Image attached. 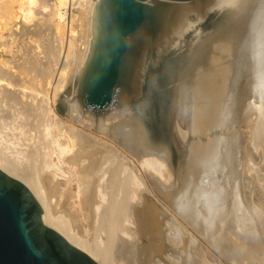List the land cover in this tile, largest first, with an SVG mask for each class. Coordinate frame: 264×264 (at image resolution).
<instances>
[{
	"label": "rangeland",
	"instance_id": "obj_1",
	"mask_svg": "<svg viewBox=\"0 0 264 264\" xmlns=\"http://www.w3.org/2000/svg\"><path fill=\"white\" fill-rule=\"evenodd\" d=\"M56 1L57 0H35V2L31 5V9H30L31 17H30V19L26 20V19L22 18L21 20H19V23L17 26H12L14 24H13V22H11L10 27H12V28L3 32V42H2V44L0 43V69L6 70V68H7L4 65L3 61H6L8 63V66L11 68V75L10 76H12V77H10V78L14 79L15 80L14 82L16 84H18L16 86L17 89L13 88V90H15V92H18L17 94L19 95V97L20 96L22 97L25 94V96L22 98V102L20 104L21 106H22V104L23 105L26 104V100L31 99L30 101L33 104V107H35L37 109L40 107L39 105L42 103V100H44V98H43L44 95L39 94V96H38L37 93H34L35 97L33 96V98H30L28 96L30 94L29 91L27 93L22 92L23 91L22 89L25 88V87H23V88L21 87V85H24V81L20 77V74L16 71V69H13V67L15 68V67L20 66V69L23 67H30L31 69H33V71L35 70V72H37L39 74L46 71L48 73V79L47 80L49 82H51V84H52L48 87V94L50 95V97H52V96H54L52 90L56 89V84H57L58 80L60 79V75H61V64L60 63H62V61H63L62 59H64V57L67 56V54H68L69 58L72 60L73 56H75V53H78L77 50L80 49L79 48V46H81L80 41H77V43H75V44L68 42L67 33L69 32L68 28L71 25L67 21V19L65 21H62L64 24L63 30L65 33L64 39L62 38V40H61L59 38V35L57 34L55 26H54V19L55 18H54L53 8H54V5L56 4ZM242 1L244 2L247 0H195L194 3H189L190 5L187 4L185 6L171 7V9L165 8V10L167 11L166 14H168V17L166 18V21H165V26L162 27V24H163L162 23L158 27L156 33H153L150 29L146 28L141 33H139V35L135 38V40H137V39L139 40V42H135L136 43L135 45L138 47V48L136 47V50H135V54H136L135 64H134L135 71H134V74H131L129 87L124 89V91L121 93V95L119 97L120 100L122 98H125L124 102L122 104L120 103L121 105L119 104L120 101L118 102V104L120 105L119 106L120 111H119V113L115 112V114L112 115L113 119L111 118L112 120L110 122L111 123L113 122L116 125V122L118 121L119 118L121 120H120V122L118 121L117 124H120L121 122H124L125 120H127L124 122L125 123L124 125H127V126L123 127L124 128L123 130L126 129V131H125L126 134H117V136L114 137L113 142L115 141L118 143L117 147H120L121 146L120 144L123 143L122 145L125 148L124 150L126 151L127 155L129 156L128 157L129 160L131 161V159H132V163L130 165L133 164L132 166L134 167L135 170H136V167H138V165H136V164H139V166H140V164H143L145 162V160H149V159L151 160L154 158L159 159V157H160V159H159L160 161H161V159H163L162 162L165 163V166H164L165 169H169L171 166V169H169L168 171H169V174L172 171V173H171L172 176H169L166 173L167 170L164 172L167 174V176H169L167 178H166V176L165 177H163L162 175L160 176L161 173L156 171V168L154 165L147 163L148 165L146 164L143 166L145 168L144 171H147L146 174L148 172H149V174H151V172H152V174L154 173L153 174L154 176L153 175H151V176L154 177V180L158 179L159 182L161 183L160 185H162V187L160 188L161 190L159 188L154 187L153 191L152 190L149 191V192H152V196H149L151 194L149 193V195H148L147 192L145 195L146 197L149 196L150 199L154 198V200H152L153 204H155L154 205L155 210L153 209V211H155L154 215L156 213H160V215L162 216V217L160 216L161 219L158 218L157 223L159 225V228H161V230H162V226H163V230H162L163 235L160 236V240L158 241V245L157 244L156 245L160 246L161 251H163V249H164V251L166 250V254L162 253V255L157 259L158 261L160 260V262H156L155 264H178L179 262H180L179 264H181L182 260H183V264H259V263L264 264V218H263L264 217V107H263L264 106V104H263L264 103V87H263L264 85L261 86L262 84H264V82L262 83V81H264V71H263L264 70V58L262 59V63L260 65H257L259 63L254 62L255 57L252 58V56H255L252 53L256 54L258 51H261V49H259L257 46H250L248 48L250 51L249 53L252 54V55L251 54L250 55H251V58L254 60H252L251 58H249V59L245 58V61L243 60L244 55L242 53H240V52H242L243 45H238V48H236V49H233V48L232 49L231 48L226 49V51H227L226 56L229 55L230 52L232 53V51H234L233 55H236V57H237V58H234V59H237L235 61L244 64V65H240V64L235 63L236 68L239 69V70H237L238 72L235 74L239 75L240 77L235 75L234 78L235 77L236 78H235L234 82H232V85L230 84L227 87L229 90L226 88V96H225L226 99H224L221 106L225 105L222 107H224L225 110L228 109L227 110L228 112H226L224 110V108H218L219 109V111H218L215 108V104L211 103V105L215 108L214 109L212 107L213 108L212 109L211 107H209L210 106L209 103L208 104H206L207 102L205 103V99L207 100V97L209 95L212 98L218 95L216 88H215L216 85H213V83L216 84V79L215 80L214 79L208 80L206 82L207 83L206 86L212 85V88H210V86H208L209 91H211L212 93L208 92V96L206 94V95H204L205 98H203V99L200 98L201 102L205 103V105L203 104V106H206V105L208 106L206 108L202 106L200 111L196 110L197 109V106H196L197 99L196 98H198L196 96H198L199 87L197 90L195 87H194L195 90L192 89L191 88L192 86H190V85H192L190 80H189L190 84L187 82L185 84V87L188 88L190 86L189 88H191L190 89L191 91H189V89L187 90L184 86H182V81L185 82V80H184L185 77H183V76L187 77V74H188V77H189L190 75L193 74V73L190 74L188 72H190V70L192 72L191 68H192V65L194 63V60H191L187 64V60L189 61V58H188L187 53H186L190 49V46H189L190 41L193 40L192 37L194 35L191 36V34H195L194 32H196L201 27L203 29V26H205L204 29L208 27L207 30L205 29L206 33L208 31L210 34L216 33L215 31H213L214 22L216 21L217 18L221 17L223 14H226V31L231 30V28H232L231 20L232 19L230 17L232 15H234L236 10H238L239 4H241V6H242V4H243ZM225 4H226V7H225ZM29 6L30 5H28L26 8H28ZM234 9H235V11H234ZM15 10H17L16 6H15ZM26 10L28 11V9H26ZM241 10H239L240 11L239 14H241V13L244 14L247 11V10H242V11ZM191 17H194V20L192 22L189 20V18H191ZM77 20H78V18H75V21L73 23L74 29L76 31L79 30V28H77V26H78ZM239 21L242 22L243 21L242 18H240L237 21V23H240ZM58 22L61 23V20L58 19ZM24 27L31 29V32H22V29ZM161 27H162V29H161ZM218 29L219 28H216V30H218ZM205 30L201 31V35L205 36L204 39H206V35L204 34ZM210 34H208V36H207L208 38L210 37ZM162 35H164V36L161 37ZM13 37L16 38L14 42H12ZM147 45H149V46L147 47ZM215 45H221L220 48H224L225 44H223V42H221V43H216ZM215 45H210L211 46L210 50H214ZM263 45H264V42H263ZM206 46H204L203 48H206ZM226 47H227V45H226ZM254 47H255V50L253 49ZM77 48H79V49H77ZM20 49L23 50L22 53L21 52L19 53ZM215 51L217 53V50H214L213 51L214 54H216ZM245 52H246V50H245ZM222 54H223V52H222ZM2 57H4L3 60H1ZM240 57H241V60L240 59L238 60V58H240ZM227 58H229V57L227 56L226 59ZM229 59H231V58H229ZM246 62L247 63L251 62L252 66L254 64H256L257 66L256 67L254 66V68H253L252 66H250ZM247 65L250 67H248ZM243 66H245V67H243ZM259 66H260V68L261 67L262 68L259 69ZM85 68H86V66H85ZM85 68H84V70H85ZM248 68H250V69H248ZM256 69L259 70V73H258L259 75L256 74L257 76L255 75V73H253L256 71ZM243 70L244 71L246 70L245 71L246 73ZM247 70H249L250 73L247 72ZM185 71L187 72V74L185 73ZM241 71L243 73H245L247 77L245 75L243 76V73ZM261 71L263 72V73H261V75H263V76L260 75ZM158 72H160L162 77L164 78V84L162 85L161 92L159 95V104H160L159 110L160 111L158 110L157 114L153 113L152 117H153L154 121H153V123L151 122L149 126H147L149 121L152 118V117L150 118V115H151V112H150L151 105H150L149 112L146 115V119L148 121L145 122V126H146L145 129L147 130L148 134L146 135L145 134L146 132H145V133H143L144 135H140V133L138 132V126H139L138 124L142 125L141 127H144V126H143V123L141 122L142 123L141 124L139 121L140 112H138V110H139L138 109L139 108L138 102L140 99L138 100V98L140 96L146 95L145 89H146L148 82H149L148 76L151 78L150 75L154 76V74L156 75V73H158ZM239 73H241V75ZM33 74H35V73H33ZM83 74H84V72L82 73V75ZM143 75L146 76L145 82H142L144 80L142 78ZM159 77L157 76V79H155L157 81H155L154 79H152V81H151V82L154 81L155 87L161 79ZM173 77H175V78H173ZM188 77L186 78V81L188 80ZM228 77H230V76L226 75V78H228ZM232 79L233 78H231L230 80H232ZM239 79L242 81H240ZM247 80H253L254 83H253V81H247ZM255 80H258L257 83ZM2 82L3 83L0 84V86H3L5 83L4 81H2ZM239 82H240V84H239ZM250 82L253 84L252 85L249 84ZM258 82H260V83H258ZM226 83H227V81H226ZM79 85H80V81L78 84L75 83V85H74L76 87L75 90L77 89V91H78V96H79V90H80ZM254 85H255V87H254ZM256 85H260V86L256 87ZM243 86L245 87L244 89H243ZM155 87L153 89H155ZM183 87L185 88V90ZM18 88H19V90H18ZM246 88L249 90H247ZM40 89H42V87H40ZM67 89L68 88H60L58 90V92L60 91L59 92L60 94L57 92L58 93L57 95L59 96V98L61 97L60 102H58V105L56 106L55 109H53V112L50 114V116L47 119H45V118L42 119V116H38L40 114L38 112L33 113V115L31 117H29L30 119L28 120V122L31 125H33L32 127H35V126L37 127L36 124H38V123H42L44 125V123L48 122V124H49V122L51 123L52 122L51 120H53V119L55 120V118L63 120L62 122H64V125H66V126L67 125L68 126H72V125L74 126L75 125L76 122L73 119H71L72 116L66 115L67 104L63 100H65L67 97L69 98L73 95L72 91H71V92H69L70 96H67L68 95ZM186 90H187V93L185 92ZM195 91H197V92H195ZM256 91H258L259 93H257ZM188 92H191V94H189ZM64 93H66V94H64ZM182 93H185L186 96L183 95ZM244 94H245V96H246V94H248V96L244 97ZM177 95H180V96L178 97ZM73 96L75 98V96H77V92ZM183 97L185 100L183 99ZM243 97L246 100L245 99L241 100ZM249 97H250L251 101L249 100ZM175 98L179 99V101L183 99L182 100L183 102L182 101L179 102ZM79 99H80V97H79ZM190 99H191V101L189 102ZM228 102H230V103H228ZM79 103L81 106L80 100H79ZM177 103L180 106L177 105ZM181 103H183V104H181ZM192 103H195V104H192ZM256 103H257V106L259 108L256 106ZM118 104H116V105H118ZM190 104L194 107L190 106ZM228 104H230V105H228ZM13 105L10 107L11 108L16 107L15 106L16 104H13ZM116 105H114L111 109H113ZM238 105H239V107H238ZM242 105L245 107H242ZM260 105H261V107H260ZM5 106H7V105L4 102L0 103V109L2 111L6 109V108H4ZM81 107H83V106H81ZM178 107L186 109V110H184L185 112L182 111L183 109H181V108H180L181 110H178ZM191 107H192V109H191ZM162 108H164V109H162ZM207 108H208V111H207ZM230 109H233V110L229 111ZM175 110H178V111H175ZM162 111H163V113H162ZM192 111L193 112L195 111L194 112L195 115ZM221 111H223V113L224 112L225 113L223 114V113H221ZM217 112L221 115H219ZM88 113L89 114L91 113V116H94V117H92V119L91 118L87 119L88 121L85 120L87 122L86 124L91 123V121L89 122V120L93 121V119H98V118L103 117V116H104V118H106V114H104V113L100 114V115H96V114L89 112V111H88ZM130 113L133 115H131ZM183 113H184V115H182ZM214 113L218 114V117L216 115H214ZM167 114L169 117L167 116ZM53 115H55V118L52 117ZM118 115H120V116H118ZM121 115H123V116H121ZM172 115H173V118H172ZM177 115H178V117H177ZM211 115L215 116V117L212 118ZM115 116H118V117H115ZM189 116H192V117H189ZM222 116L223 117L225 116V117L223 118ZM179 117H181V118H179ZM69 118L71 119V121ZM189 118H191L190 119V120H192L191 122H189L190 121ZM196 118H198L199 124H198V122H197L198 120ZM216 118H220L221 120L220 119L218 120ZM114 119H116L115 120L116 122L114 121ZM237 119H238V121H236ZM37 120H39V121H37ZM184 120H185V122H184ZM200 120H201V122L202 121L203 122L201 123ZM216 120H218V122ZM222 120L226 122V123L224 122L226 125H224L222 123L223 122ZM66 121L68 124L66 123ZM211 121L212 122L215 121V122L212 123ZM251 121H253V122H251ZM70 122H72V123H70ZM73 122H75V123H73ZM110 122L107 121L106 123L111 124ZM130 122H131V124H129ZM122 124H120V125H122ZM222 124H223V126H222ZM175 125H177V126H175ZM179 125H180V127H178ZM192 125H194L195 127ZM218 125H219V127H218ZM224 126H225V128H224ZM256 126L259 129H257ZM129 127H130V130H129ZM133 127H135V128H133ZM231 127H233V128H231ZM252 127H254V128H252ZM261 127H263L262 130H261ZM136 128H137V130H136ZM189 128H190V130H189ZM246 128H248V129H246ZM200 129L201 130L203 129V131H200ZM253 129L255 131L256 130L257 131L255 132V131H253ZM205 130L207 131V133L205 132ZM210 130H211V132L215 131V133L212 132V135H210L211 134ZM216 130H219V132L220 131L222 132L220 134V137H218L219 132H217ZM226 130H229V131H226ZM128 131H130L129 134H128ZM196 131H197V133H196ZM189 132H191V133H189ZM226 132H228V134ZM136 133H138L139 136L136 135ZM180 133H184V134H180ZM215 134L216 135L218 134V136H216ZM213 135H215V136H213ZM224 135H226V136H224ZM227 135L229 138H227ZM232 135H233V137H232ZM124 137H127V138H124ZM211 137H213V138H211ZM132 138H134V139H132ZM136 138L140 142L138 140H136ZM221 138H223V139H221ZM224 138L229 143H227V141L225 142ZM127 139H129V141L133 140L134 141L133 145L136 143L133 148H131L132 147L131 145H130L131 147L129 146V144L127 143L128 141H126ZM135 140H136V142H135ZM141 140H144V141H141ZM240 140H242V141H240ZM190 141H192V142H190ZM220 141H223V142L220 143ZM198 142H200L201 144ZM204 143H205V145H204V149H203L202 147H203ZM218 143L221 145L225 143V145H222L223 147L224 146L225 147L222 148V146L219 145ZM211 144L212 145L213 144L218 145V147L214 146V145L211 146ZM124 145H126L127 148ZM136 145L139 146L138 150H137ZM195 145L197 146L196 148H195ZM190 146H192V147H190ZM0 147H4V146L0 145ZM216 147L219 150H217ZM261 147H262V149H261ZM130 148H131V150H130ZM191 148L194 152L191 151ZM197 148H198V153L196 150ZM205 148H206V150H205ZM239 148H241V149H239ZM127 150L130 152V154L127 152ZM211 150H214V152H211ZM216 151H220V153L216 152ZM232 151H234V152L232 153ZM199 152L203 153V154H200ZM221 152H224V153L226 152V154L224 155V153H221ZM167 153H168V155H167ZM227 153L230 155L232 153L234 156L232 157V155L230 156ZM132 154H134V155H132ZM214 154H216V155L218 154V155L216 156ZM182 155H184V156H182ZM205 155L208 158H206ZM214 156H215V158H214ZM218 156H222L223 158L218 157ZM165 157H167V158H165ZM200 157H201V159H200ZM225 157L227 159H225L224 161H221V159L223 160ZM195 158H197V160L199 159V161L195 160ZM213 158L215 160L217 159V161L219 158V160L221 161V164L217 165L216 161ZM229 159H231V160H229ZM164 160L166 162H164ZM202 160H204V161H202ZM135 161H136V163H133ZM141 161H142V163H141ZM181 161H183V162H181ZM220 161H218V162L220 163ZM226 161L227 162L230 161V162L228 164H226ZM212 162H213V165H212ZM222 162H224V163H222ZM233 162L236 164H233ZM168 163L170 166L168 165ZM230 163L232 165H230ZM134 164L136 167L134 166ZM202 165H203V167H202ZM217 166H219V167H217ZM66 167H67V165L65 164L64 165V169H65L64 172L65 171L68 172V173L65 172V175L67 174L66 178L68 177V179H69V176H71L72 179L70 180L69 184H67L65 186V188L63 189V191H64V192H62L63 194L62 193L58 194L57 192H53L54 193V195H53V193H51V195L53 197L51 198L52 200L51 199L50 200L53 202L54 212L56 213V215L65 217L67 220H69V222H71L70 225L72 227V228L71 227L70 228L72 230H75L78 234L80 233V236H82L84 238H86L88 236V238H87L88 240H93V239H95V237L97 235V231L94 230V229H96V226H94L95 225L94 224L95 219L93 217L94 214L90 212L91 210L90 211L89 210H87V211L81 210V208L79 206L80 203H78L81 200V197L79 195V189H78L79 182H80L79 181V179H80L79 173H77L78 170H77V168H73L72 166H69V165H68V167L70 170L68 169V167L67 168ZM140 167H142V166H140ZM205 167H207V168H205ZM227 167L229 169H226ZM204 168L207 170L209 168V170L207 171ZM223 168H225V169L223 170ZM216 169H218L219 172H218V170L216 171ZM220 169H222V170H220ZM209 171H212V172H209ZM223 171H225V172L222 173ZM231 172H232V174H231ZM95 173L97 175H99L97 172H93L91 176H89L88 178L85 179V182L87 181L88 185L89 186L91 185L90 188L93 189V190H90V193H89L90 196L92 193L94 194L95 192H97L96 188L99 189L98 183L101 184V182H98V180H100V176H98V178H97L98 180H97L96 179L97 175ZM186 174H187V176H186ZM95 175H96V177H95ZM200 175L202 176V179L204 181L203 180L201 181V178H199ZM227 175H232L233 177L227 176ZM151 176L148 175L149 178H152ZM159 176H160V178H159ZM195 176H197V177H195ZM210 176H215V177H210ZM184 177H185L184 183H186L185 186L183 184V178ZM216 177H217V179H216ZM61 179L63 180L64 178H61ZM65 179H64V181L66 182L67 179L66 180ZM89 179H91V180H89ZM118 179H120V178H118ZM163 179L164 180L168 179V181H166V180L164 181ZM179 179H181V181ZM223 179H224V181H223ZM161 180H163V182ZM197 180H199V182ZM178 181H180V182L178 183ZM96 182H98V183L96 184ZM152 182H153V178H152ZM188 182L190 184H188ZM209 182H211V183H209ZM155 183L153 182V184H155ZM164 183L167 185L166 186L167 189L165 186H163V185H165ZM220 183H222V184L224 183L225 184V185L223 184L224 187H222V185ZM182 184H183V186H182ZM217 184L219 186L221 185V188H218L219 186ZM176 185H178V186H176ZM210 185L212 186L211 190L208 189V187L211 188ZM94 186H96V188ZM194 186L196 187V189ZM202 187L203 188L206 187L207 189L206 188L203 189ZM215 187H217V189H220L219 193L216 191V189H214ZM108 188H105V189H108ZM169 188H170V190H169ZM228 189H229V191H228ZM70 190L75 192L74 198H70V196L69 197L67 196V193H69ZM116 190L113 189V192L109 191L110 194L107 196V201L109 202V205L112 204V206H115V208H114L116 210L115 212L118 213L119 215L118 214L115 215V212L113 211L114 209H112L113 212L109 216V218L106 219L107 221L104 222V226L107 225V222H109L108 224H110L112 222V220L113 221L118 220L119 217L116 218L117 215L120 216L121 219H123V221L119 219V221L121 222L122 225L119 223V221H117L116 224H118L117 235L120 237L121 240L123 239L121 242H125L127 244L129 243L130 245H133V244L135 245L138 243L137 246H140L141 240L144 239L143 235H145V234H143L142 235L143 237L141 236L142 239L139 240L138 238H136L134 236H133V238L131 236H129V238L131 237V239H129V238L126 239L125 238L126 234L124 233L126 230L127 231H136L137 230L136 223L133 224L131 219H130L129 211L134 210L135 216L137 217L138 212L140 211L138 206H140V205L137 204L138 203L137 201L133 200L134 201V202H132L133 204H130V206H128V208H127L128 209L127 215L124 214V213H126V209L122 210V208H124V207L126 208L127 206L122 207V205H121L119 207L118 205H120V203L122 204V202H118V199L123 200L126 197V194L123 195L121 192H119V190H118V192H116L117 193L116 194V193H114V191H116ZM213 190H215V191L213 192ZM224 191H227L226 194ZM215 192L217 193V195L219 197H221V199L216 196ZM165 193H166V195H165ZM212 193H215V194H212ZM76 194L79 197H77ZM219 194H221V195H219ZM121 195H123V196H121ZM160 195L163 197H161ZM170 195H172V196H170ZM109 196H111L113 198H110ZM224 197H225V199H224ZM79 198H80V200H79ZM192 198H194L193 200H195V201H193ZM110 199H115L114 200L115 202H110L109 201ZM199 199H202V200H199ZM209 199H211L212 203H214L216 201L215 203L219 206V207L216 206L214 203V207H216L215 208L216 211L217 210H225V215H223L224 216L223 218H222L221 214L217 213L218 211L216 213H214V211H212V209H214V208H210V207H212L213 205L211 206L210 202L207 203L208 201H210ZM217 199H220V200H217ZM121 200H119V201H121ZM155 200L156 201L158 200V202L156 203ZM221 200H222V202L223 201L225 202V203L221 202V204H223L222 207L217 202V201H219V203H220ZM135 202H137V203H135ZM194 203H196V204H194ZM205 203H207V204H205ZM161 204H163V205H161ZM172 204H174V205H172ZM106 205L107 204L105 203L103 206V209H104V207L105 208L108 207ZM248 206H249V209H248ZM171 207H172V209H173V207L175 209L172 210ZM205 207L207 210L205 209ZM164 209L168 210V212ZM194 209H195V211H194ZM118 210H121L122 212H119ZM233 210H234V212H233ZM229 211H231V212H229ZM100 212H102V211H99L98 213H100ZM120 213H121V215H120ZM256 213H258L261 217L260 216L258 217V214H256ZM214 214L216 215V217L212 218V215H214ZM102 215L104 216L105 214L102 213ZM112 215H115V217L113 216L115 220L112 218ZM254 215H256V216H254ZM123 216H125V217H123ZM174 216H175V218H174ZM184 216H186V217H184ZM205 216L207 217V219ZM202 217H204L205 219ZM254 217H256V218H254ZM124 218H125V221L127 220L126 222H128V219L130 220L128 222V224L124 221ZM164 218L168 222L164 221ZM218 218L220 219L221 222L224 219L223 220L224 225H225V223L227 224L228 220H231V219L232 220L230 221V223H228L229 226H228V224H227V226L225 225L227 228H225V230H224V228L222 229L223 225L221 222H219ZM212 219H214L215 221L213 220L214 222L212 221L210 223L214 224L215 226L217 225L216 227L214 225H211L212 227L209 226L208 221L209 220L211 221ZM236 219H238V221ZM216 220L218 221V223H216L217 222ZM196 221H198V222H196ZM239 221L242 222V224L246 225L247 227L246 226L242 227V224L240 225ZM256 221H259V222H256ZM164 222H166L167 224H164ZM126 224H127V226H125ZM195 224H197V225H195ZM207 224H208V227H207ZM253 224H254V226H253ZM232 225H233V227H232ZM129 226H131V227H129ZM123 227L125 228V230ZM166 227L169 230H167ZM220 227L222 230L219 229ZM122 229H123V233L125 235H123ZM204 229H207V230H204ZM218 229L222 232L219 233ZM97 230H98V228H97ZM166 230H167V232H166ZM199 230L201 233H198ZM249 230H250V232H249ZM119 231H121L120 232L121 234H119ZM237 231H238V233H236ZM210 232H213V233L210 234ZM164 233H166V236ZM203 233H206V234L208 233L210 235L207 234L208 235L207 236L206 234H203ZM203 235H205V236H203ZM210 236H213V237H210ZM127 237H128V235H127ZM203 237H206V238H203ZM218 237H220V238H218ZM223 237L226 240V242H224ZM238 238L240 241L238 240ZM172 239H174V241ZM217 239H219V242ZM237 240L240 243H238ZM192 241H194L195 243H193ZM221 241H222V243H221ZM143 244H145V243H143ZM252 245H254L255 247ZM137 246H135V247H137ZM235 247H237V248H235ZM162 256L166 257V258H163ZM181 256L183 257V259L181 258L182 260L179 259ZM118 257H119V259H118ZM201 257L203 258V260H201L202 259ZM184 259L186 262L187 261L188 262L185 263ZM186 259H188V260H186ZM118 260L122 261V262H119ZM255 260H257V261H255ZM113 261H114V264H119V263H121V264H123V263L124 264H143V262H140V263L135 262L136 260H134L132 257L128 258L127 256L123 255V257L120 258L118 253L116 255V258L114 256Z\"/></svg>",
	"mask_w": 264,
	"mask_h": 264
},
{
	"label": "bare ground",
	"instance_id": "obj_2",
	"mask_svg": "<svg viewBox=\"0 0 264 264\" xmlns=\"http://www.w3.org/2000/svg\"><path fill=\"white\" fill-rule=\"evenodd\" d=\"M35 2V0H0V43L2 44L3 42V32L9 30L11 22H13L14 25L12 26H17L19 23V20H21L22 18L29 20L31 17V5ZM243 2V1H242ZM241 2V3H242ZM194 3V2H193ZM189 4V3H188ZM28 5H30L28 8H26ZM153 5H159L163 8L166 9H171V7H176V6H185L187 4H177V3H172V2H165V1H158V2H153ZM190 5V4H189ZM15 6L17 8V10H15ZM102 0H57L56 4L54 5L53 8V12H54V26L56 29L57 34L59 35V38L62 40V38L64 39V24L62 21H65L67 19V21L70 23V27L68 28V33H67V39L68 42H71L73 44L77 43V41H80L81 46H79V50H77L78 53H75V56H73L72 60L69 58V55L67 54V56L64 57V59H62V63L61 64V75H60V79L58 80L57 84H56V89H53V94L54 96L50 97V95L48 94V87L51 84V82H49L48 79V73L46 71L42 72V73H37L35 72V70L33 71V69H31L30 67H23L20 69V66L18 67H13V69H16V71L20 74V77L23 79L24 81V85H21V87H25L23 88L22 92L27 93L29 91V97L33 98V96L35 95L34 93H37L38 96L39 94H43L44 95V100H42V103L39 105V108H35L33 107V104L31 103V99L26 100V104H22V106L20 105L22 102V98L25 96H20L17 94L18 92H15V90H13V88L17 89V85L14 81V79L10 78L12 76L11 75V68L8 66V63L6 61H3L4 65L7 67L6 70L4 69H0V84H2L4 81V85L0 86V103H5L7 106H5L4 108H6L5 110H1L0 109V145L4 146V147H0V169L2 171H4L6 174H8L10 177L18 179L19 181H21L22 183H24L32 192V194L34 195V197L36 198V200H38V202L40 203L42 209L44 210V217H43V221L45 223V225H47L48 227H51L53 229H55L56 231H58L60 234H62L72 245H74L75 247L81 249L82 251L86 252L88 255H90V257H92L98 264H114V256L116 258V255L118 253V255L121 257L127 256L128 258H133L134 260H136L135 262L140 263L143 262V264H155L156 262H160V260L158 261L157 259L162 255V253L166 254V250L161 251L160 250V246L158 245V241L160 240V236L163 235V226H162V230L161 228H159L158 225V218H160V213H155V211H153L154 209V205L153 204V199H150L149 196H152V192H149L150 190L153 191V188H161L162 185H160L161 183L159 182V180H154V173L149 174V172L147 173L148 175H153L151 176L153 178V182L155 184H153L152 182V178H149L148 175L146 174L147 171H144L145 168L143 167L144 165H146L147 163H150L151 165H154L156 168L157 172H160V176L162 175L163 177L166 176H172L171 173L169 174V169H171V166L169 169H165V163L162 162L163 159H161V161L158 158H154V159H149V160H145V162L143 164H136L138 165V167H136V170L134 169V167L132 165H130L132 163V159L131 161L129 160V156L127 155L126 151L124 150L125 148L123 147V143L120 144V147H117L118 143L117 142H113L114 137L117 136V134H126V129L123 130V127H126L127 125H124L125 121L127 120H123L124 122H121L120 124H117L118 121L120 122V118L118 119V121L116 122L114 119V121L116 122V125L112 122H110L113 118V114L119 113L120 111V105L124 102L125 98H122L121 100L118 99V101L114 104H119L116 105L113 109H109L107 112H105L104 114H106V118L100 117L98 119H93L89 120V122L91 121L90 124H86L87 122L85 120L87 119H92L91 113L89 114L88 111L84 110L81 104L79 103V100L81 101V94H80V90H79V96H78V91L77 89L75 90V83H79L80 84L82 82V78L84 76V74L82 75V73L86 71L87 67L89 66V64L91 63V61L93 60L96 48L98 46V42L99 39L101 37V10H102ZM226 7V4H225ZM247 10L246 13L244 14H239L241 10ZM28 9V11L26 9ZM65 10V11H64ZM241 10V11H242ZM235 11V9H234ZM228 15V14H227ZM168 17V14H166V16H164L163 19V24L162 27L165 26V21L166 18ZM52 18V17H51ZM75 18H78V26L77 28H79V30H75L73 23L75 21ZM231 20V24H232V28L231 30L226 31V14H223L221 17L217 18L216 21L214 22V29L213 31H215L216 33H209V31L206 33L207 28L204 29L205 26H203L200 29H198L196 32H194L195 34H191L194 35L192 37L193 40L190 41V49L187 53V56L189 58V61L187 60V64L191 61L194 60V63L192 65V72L190 70V75L188 77L187 72L185 71V73L187 74L188 80L186 81V76L185 77V82L182 81V86L185 87V84L188 82L189 80L192 83L191 88L194 89V87L196 88V90L199 87V93H198V98L197 102H196V106H197V111L201 110L203 104H210L209 107H213L211 105L215 104V108L219 111L218 108H224L221 104L223 103L224 99H226V88L228 87V85H232V82H234L235 78L234 76L237 75L235 73H237L239 70L238 68H236L235 63L236 64H240V65H244L243 63L237 62L234 58H237L236 55H233L234 51H232V53L230 52L229 55H227L229 58L226 59V49H236L238 48V45H243L242 48V53L244 56V61L245 58H251V55H255L252 56L255 57V63H259L257 65H260L262 63V59L264 58V0H247L244 1L242 6L241 4L238 5V10L235 11L234 15H232L230 17ZM242 18V22L237 23V21ZM58 19L61 20V23L58 22ZM189 20L192 22L194 20V17L189 18ZM208 24V23H207ZM241 24V25H240ZM208 26V25H207ZM76 27V26H75ZM161 27V29H162ZM216 28H219L218 30H216ZM205 30V35H206V39H204L205 36L201 35V31ZM22 32H31V29L24 27L22 29ZM164 34V33H163ZM208 34H210V37L208 38ZM231 35V36H230ZM233 35V36H232ZM13 36V35H12ZM77 36V37H76ZM164 35H162L161 37H163ZM227 37V38H226ZM15 37L12 38V42L15 41ZM135 42H139V40H135L133 42L132 45V53L131 55L128 57V65H129V70L131 72L132 70V74H134L135 71V50H136V43ZM223 42L224 48H220L221 45H215L216 43H221ZM227 42V43H226ZM235 44V45H234ZM207 45V46H206ZM210 45H215L214 50H217V53L215 51L216 54L213 53L214 50H210ZM227 45V47H226ZM149 45H147L148 47ZM151 46V45H150ZM204 46H206V48H203ZM250 46H257L259 49H261V51H258L256 54L254 53H249V47ZM261 47V48H260ZM138 48V47H137ZM257 48V49H258ZM205 49V50H204ZM240 49V48H239ZM251 49V48H250ZM255 50V47L253 48ZM258 49V50H259ZM246 50V52H245ZM22 49L19 50V53H22ZM223 52V54H222ZM236 52V51H235ZM239 52V51H238ZM254 52V51H253ZM256 52V51H255ZM77 54V55H76ZM150 54V53H149ZM251 54V55H250ZM246 55V56H245ZM238 56V55H237ZM208 57V58H207ZM196 58V59H195ZM251 58V59H252ZM4 57L1 58V60H3ZM241 60V57L238 58V60ZM247 59V60H248ZM227 60V61H226ZM242 60V61H243ZM254 60V59H252ZM61 62V61H60ZM253 62V61H252ZM247 63V62H246ZM180 64V63H179ZM250 66H252L251 62L247 63ZM181 65V64H180ZM256 64H254L252 67L254 68V66H257ZM86 66V68H85ZM248 66V65H247ZM248 66V67H250ZM262 66V65H261ZM178 67V66H177ZM238 67V66H237ZM245 67V66H243ZM85 68V70H84ZM176 68V67H175ZM180 68V67H179ZM262 68V67H261ZM259 66V69H261ZM250 69V68H248ZM233 70V71H232ZM252 70V69H251ZM244 71V70H243ZM246 71V70H245ZM244 71V72H245ZM264 71V70H263ZM242 72V71H241ZM247 72H249V70H247ZM35 73V74H33ZM243 73V72H242ZM246 73V72H245ZM243 73V76L246 74ZM250 73V72H249ZM256 74L259 73V70L256 69L255 72H253ZM263 73L262 71L260 72ZM148 74V73H147ZM241 75V73H239ZM146 75V74H145ZM143 75L142 78L144 79L142 82H145L146 80V76ZM149 75V74H148ZM227 76H230L228 78H226ZM259 75V74H258ZM81 78H80V77ZM151 78L148 76V80H149V85L150 87L153 89L155 87V83L154 81H152V79H157V76L154 74V76L150 75ZM239 76V75H237ZM257 76V75H256ZM263 76V75H261ZM240 77V76H239ZM247 77V76H246ZM250 77V76H249ZM248 77V78H249ZM254 77V76H253ZM175 78V77H173ZM231 78H233L232 80H230ZM238 78V77H237ZM245 78V77H244ZM247 78V79H248ZM255 78V77H254ZM58 79V78H57ZM215 80L216 79V84L213 83V85H216V91H217V96L215 97H210V95L208 96V92L209 91V87L212 88V85H207L206 86V82L208 80ZM256 79V78H255ZM182 80V79H181ZM240 80V79H239ZM262 80V79H261ZM157 81V80H155ZM227 81V83H226ZM242 81V80H240ZM247 81H253V80H247ZM246 81V82H247ZM256 83L258 80H255ZM181 82V81H180ZM264 81H262L263 83ZM254 83V81H253ZM253 83H249V84H253ZM260 83V82H258ZM145 84V83H144ZM190 84V83H189ZM188 84V85H189ZM240 84V82H239ZM67 85V86H66ZM234 85V84H233ZM264 84H262L261 86H263ZM77 86V85H76ZM181 86V85H180ZM189 86V87H190ZM247 86V85H246ZM260 86V85H256ZM40 87H42V89H40ZM80 87V85H79ZM183 87V88H184ZM186 88L187 90L189 89V91H191V88ZM255 87V85H254ZM264 87V86H263ZM60 88H68V95L69 92L72 91V94L75 95V93L77 92V96L72 95L71 97H67L65 100L67 106H66V115L67 116H72L71 119H73L75 122V125L73 126H66L64 125V122H62L63 120L61 119H57L55 118V115H53L52 117L55 118V120H51L52 122L48 124V122L44 123V125L42 123H38L36 124L37 127H32L33 125H31L28 120L30 119L29 117H31L33 115V113L38 112L40 113L38 116H42V119L45 118L47 119L50 114L53 112V109L56 108V106L58 105V102H60V98L57 95L59 92L58 90ZM147 88V87H146ZM184 88V90H185ZM242 88V87H241ZM245 87L243 86V89ZM249 88V87H248ZM260 88V87H259ZM181 89V88H180ZM179 89V90H180ZM228 89V88H227ZM247 89V88H246ZM19 90V88H18ZM21 90V89H20ZM50 90V89H49ZM187 90L185 91L187 93ZM195 90V89H194ZM212 90V89H211ZM229 90V89H228ZM249 90V89H247ZM252 90V89H251ZM74 91V92H73ZM124 91V90H123ZM261 91V90H260ZM58 92V93H57ZM197 92V91H195ZM257 93H259L258 91H256ZM255 92V93H256ZM175 93V92H174ZM177 93V92H176ZM189 94H191V92H188ZM212 93V92H211ZM60 94V93H59ZM66 94V93H64ZM183 95H185V93H182ZM207 94V100L205 99V103H202L200 98H205L204 95ZM214 94V93H213ZM234 94V93H233ZM263 94V93H262ZM215 95V94H214ZM250 95V94H249ZM254 95V94H253ZM65 96V95H64ZM145 96V95H144ZM144 96H140L138 98V100L142 99ZM178 97L180 95H177ZM182 96V95H181ZM186 96V95H185ZM188 96V95H187ZM201 96V97H200ZM246 96H248V94H246ZM244 94V97H246ZM259 96V95H258ZM35 97V96H34ZM73 97V98H72ZM80 97V99H79ZM123 97V96H122ZM230 97V96H229ZM240 98L241 100L245 99V98ZM261 97V96H260ZM71 98V99H70ZM231 98V97H230ZM64 99V98H63ZM176 99V98H175ZM184 99V97H183ZM182 99V100H183ZM36 100V99H35ZM179 101V99H176ZM182 100H180L179 102H181ZM185 100V99H184ZM234 100V99H233ZM246 100V99H245ZM249 100L251 101L250 97ZM191 101V99L189 100V102ZM226 101V100H225ZM232 101V100H231ZM183 102V101H182ZM227 102V101H226ZM235 102V101H234ZM128 103V102H127ZM143 103V108L142 110H138V112H140V117H139V121L140 123H143L144 127H141L142 125L138 124V132L140 133V135H144L143 133H145L146 135L148 134L147 130L145 129V122H147L148 120L146 119V115L149 112V107H150V103L145 101H142ZM230 103V102H228ZM236 103V102H235ZM240 103V102H239ZM246 103V102H245ZM262 103V102H261ZM13 104H16V107H10ZM47 106H46V105ZM62 104V103H61ZM183 104V103H181ZM185 104V103H184ZM188 104V103H187ZM195 104V103H192ZM248 104V103H247ZM252 104V103H251ZM259 104V103H258ZM264 104V103H263ZM9 105V106H8ZM64 105V104H63ZM62 105V106H63ZM113 105V106H114ZM124 105V104H123ZM177 105H179L177 103ZM230 105V104H228ZM227 105V106H228ZM14 106V105H13ZM112 106V107H113ZM125 106V105H124ZM128 106V105H127ZM149 106V107H148ZM180 106V105H179ZM186 106V105H185ZM190 106H192L190 104ZM189 106V107H190ZM221 106V107H220ZM257 106V103H256ZM263 106V105H262ZM167 107V106H166ZM188 107V108H189ZM194 107V106H192ZM191 107V109H192ZM203 107H208L203 106ZM239 107V105H238ZM242 107H245L242 105ZM258 107V106H257ZM261 107V105H260ZM264 107V106H263ZM262 107V108H263ZM123 108V107H122ZM125 108V107H124ZM127 108V107H126ZM178 107V110L183 109L182 111L186 110L184 108ZM196 108V107H195ZM214 108V107H213ZM212 108V109H213ZM214 108V109H215ZM259 108V107H258ZM164 109V108H162ZM129 110V109H128ZM168 110V109H167ZM175 110V111H178ZM206 110V109H205ZM225 110V108H224ZM228 110V109H227ZM227 110H225L226 112H228ZM233 109H230L229 111H231ZM244 110V109H243ZM258 110V109H257ZM260 110V109H259ZM160 111V110H159ZM174 111V110H173ZM188 111V110H187ZM204 111V110H203ZM208 111V108H207ZM211 111V110H210ZM132 112V111H131ZM185 112V111H184ZM193 112V111H192ZM195 112V111H194ZM193 112V113H194ZM205 112V111H204ZM163 113V111H162ZM191 113V112H190ZM201 113V112H200ZM199 113V114H200ZM212 113V112H211ZM218 113V112H217ZM221 113H223V111H221ZM225 113V112H224ZM223 113V114H224ZM131 114V113H130ZM174 114V113H173ZM180 114V113H179ZM202 114V113H201ZM219 114V113H218ZM218 114L214 113V115H216L218 117ZM133 115V114H131ZM149 115V114H148ZM160 115V114H159ZM184 115V113L182 114ZM195 115V113H194ZM221 115V114H219ZM120 116V115H118ZM115 116V117H118ZM123 116V115H121ZM135 116V115H134ZM162 116V115H161ZM168 116V114H167ZM176 116V115H175ZM181 116V115H180ZM212 116V115H211ZM232 116V115H231ZM255 116V115H254ZM16 117V118H15ZM165 117V116H164ZM169 117V116H168ZM178 117V115H177ZM192 117V116H189ZM204 117V116H203ZM215 116H212V118H214ZM223 117V116H222ZM225 117V116H224ZM223 117V118H224ZM69 118V119H70ZM112 118V119H111ZM122 118V117H121ZM125 118V117H124ZM130 118V117H129ZM173 118V115H172ZM175 118V117H174ZM181 118V117H179ZM187 118V117H186ZM209 118V117H208ZM211 118V119H212ZM228 118V117H227ZM230 118V117H229ZM236 118V117H235ZM38 119V118H37ZM41 119V120H42ZM68 119V118H67ZM70 119V121H71ZM126 119V118H125ZM128 119V118H127ZM131 119V118H130ZM191 118H189L190 120ZM198 120V118H196ZM204 119V118H203ZM216 119H220V118H216ZM210 120V119H209ZM218 120H216L218 122ZM221 120V119H220ZM243 120V119H242ZM261 120V119H260ZM39 121V120H37ZM88 121V120H87ZM110 122L111 124H107L106 122ZM188 121V120H187ZM186 121V122H187ZM192 120H190L189 122H191ZM196 121V120H195ZM194 121V122H195ZM206 121V120H205ZM223 121V120H222ZM232 121V120H231ZM238 121V119L236 120ZM254 121V120H253ZM251 121V122H253ZM262 121V120H261ZM185 122V120H184ZM199 124V120L197 121ZM201 122V120H200ZM203 122V121H202ZM201 122V123H202ZM212 122V121H211ZM215 122V121H213ZM212 122V123H213ZM225 121H223L222 123L224 125H226L224 123ZM67 123V121H66ZM72 123V122H70ZM128 123V122H127ZM126 123V124H127ZM141 123V124H142ZM231 123V122H230ZM68 124V123H67ZM131 124V122L129 123ZM188 124V123H187ZM193 124V123H192ZM195 124V123H194ZM197 124V123H196ZM211 124V123H210ZM209 124V125H210ZM216 124V123H215ZM222 124V126H223ZM182 125V124H181ZM201 125V124H200ZM208 125V126H209ZM221 125V124H220ZM130 126V125H129ZM132 126V125H131ZM177 126V125H175ZM194 126V125H192ZM198 126V125H197ZM202 126V125H201ZM213 126V125H212ZM221 126V127H222ZM180 127V125L178 126ZM195 127V126H194ZM219 127V125H218ZM227 127V126H226ZM135 128V127H133ZM173 128V127H172ZM205 128V127H204ZM223 128V127H222ZM225 128V126H224ZM233 128V127H231ZM249 128V127H248ZM246 128V129H248ZM254 128V127H252ZM257 129H259L256 126ZM255 128V129H256ZM263 127H261L262 130ZM187 129V128H186ZM199 129V128H198ZM207 129V128H206ZM245 129V130H246ZM130 130V127H129ZM133 130V129H132ZM131 130V131H132ZM137 130V128H136ZM188 130V129H187ZM190 130V128H189ZM176 131V130H175ZM200 131H203V129ZM199 131V132H200ZM217 132H219V130H216ZM229 131V130H226ZM247 131V130H246ZM253 131H255L253 129ZM257 131V130H256ZM255 131V132H256ZM123 132V133H122ZM130 131H128L129 134ZM205 132L207 133V131L205 130ZM204 132V133H205ZM211 132V130H210ZM213 132V131H212ZM212 132L210 135H212ZM178 133V132H177ZM186 133V132H185ZM191 133V132H189ZM197 133V131H196ZM215 133V131L213 132ZM222 132H219V136L218 134L216 136L220 137V134ZM228 134V132H226ZM253 133V132H252ZM258 133V132H257ZM261 133V132H260ZM131 134V133H130ZM135 134V133H134ZM180 134H184V133H180ZM187 134V133H186ZM259 134V133H258ZM136 135H138V133H136ZM194 135V134H193ZM213 135V136H215ZM239 135V134H238ZM139 136V135H138ZM187 136V135H186ZM200 136V135H199ZM209 136V135H208ZM226 136V135H224ZM132 137V136H131ZM233 137V135H232ZM231 137V138H232ZM127 138V137H124ZM209 138V137H208ZM213 138V137H211ZM227 138L228 135H227ZM258 138V137H257ZM134 139V138H132ZM141 139V138H140ZM195 139V138H194ZM223 139V138H221ZM225 139V138H224ZM136 140H138L136 138ZM135 140V142H136ZM207 140V139H206ZM56 141V142H55ZM126 141H128L127 143L129 144V146L131 148L134 147L133 145V140L127 139ZM139 141V140H138ZM144 141V140H141ZM227 140L225 139V142ZM242 141V140H240ZM140 142V141H139ZM179 142V141H178ZM192 142V141H190ZM214 142V141H213ZM219 142V141H218ZM223 141H220V143ZM132 143V144H131ZM200 143V142H198ZM216 143V142H215ZM227 143H229L227 141ZM226 143V144H227ZM188 144V143H187ZM201 144V143H200ZM219 144V143H218ZM142 145V144H141ZM140 145V146H141ZM181 145V144H180ZM183 145V144H182ZM204 145L203 144V149H204ZM214 146L215 145L213 144ZM211 144V146H213ZM221 145V144H219ZM222 145H225L222 144ZM221 145V146H222ZM126 148L127 146L124 145ZM155 146V145H154ZM160 146V145H159ZM199 146V145H198ZM247 146V145H246ZM256 146V145H255ZM137 150L139 148V146H137ZM192 147V146H190ZM197 146L195 145V148ZM200 147V146H199ZM207 147V146H206ZM216 147V148H217ZM220 147V146H219ZM225 147V146H224ZM222 146V148H224ZM249 147V146H248ZM130 148V150H131ZM182 148V147H181ZM214 148V147H213ZM221 148V147H220ZM256 148V147H255ZM123 149V150H122ZM183 149V148H182ZM201 149V148H200ZM212 149V148H211ZM241 149V148H239ZM262 149V147H261ZM141 150V149H140ZM179 150V149H178ZM188 150V149H187ZM197 153H198V148L196 149ZM206 150V148H205ZM217 150H219L217 148ZM230 150V149H229ZM189 151V150H188ZM191 151L192 148H191ZM202 151V150H201ZM204 151V150H203ZM231 151V150H230ZM236 151V150H235ZM256 151V150H255ZM120 152V153H119ZM127 152L130 154V152L127 150ZM138 152V151H137ZM141 152V151H140ZM139 152V153H140ZM194 152V151H193ZM205 152V151H204ZM208 152V151H207ZM206 152V153H207ZM211 152H214V150H211ZM219 152L220 151H216ZM228 152V151H227ZM234 151H232L233 153ZM132 153V152H131ZM145 153V152H144ZM170 153V152H169ZM187 153V152H186ZM189 153V152H188ZM200 153V152H199ZM224 153V152H221ZM229 153V152H228ZM227 153V154H228ZM231 153L232 157L234 156ZM255 153V152H254ZM141 154V153H140ZM165 154V153H164ZM203 154V153H200ZM208 154V153H207ZM210 154V153H209ZM226 154V152L224 153V155ZM120 155V156H119ZM134 155V154H132ZM168 155V153H167ZM170 155V154H169ZM216 155V154H214ZM218 155V154H217ZM216 155V156H217ZM220 155V154H219ZM230 155V154H228ZM230 155V156H231ZM260 155V154H259ZM184 156V155H182ZM229 156V157H230ZM154 157V156H153ZM152 157V158H153ZM157 157V156H156ZM206 157V155H205ZM223 158L222 156H218ZM121 158V159H120ZM131 158V157H130ZM167 158V157H165ZM199 158V157H198ZM208 158V157H206ZM215 158V156H214ZM213 158V159H214ZM220 158V159H221ZM231 158V157H230ZM236 158V157H235ZM234 158V159H235ZM139 159V158H138ZM201 159V157H200ZM211 159V158H210ZM225 159H227L226 157L221 161H224ZM243 159V158H242ZM241 159V160H242ZM142 160V159H141ZM166 160V159H165ZM164 160V162H166ZM186 160V159H185ZM195 160H197V158H195ZM194 160V161H195ZM215 160V159H214ZM231 160V159H229ZM233 160V159H232ZM240 160V161H241ZM130 161V162H129ZM134 161V160H133ZM193 161V160H192ZM199 161V159L197 160ZM204 161V160H202ZM210 161V160H209ZM217 165L221 164V161L218 158V161H220V163L217 161V159L215 160ZM234 161V160H233ZM183 162V161H181ZM206 162V161H205ZM230 162V161H229ZM229 162L226 161V164H228ZM133 163H136L133 162ZM142 163V161H141ZM188 163V162H187ZM201 163V162H200ZM224 163V162H222ZM68 165L72 166L73 168H77V173H79V195L81 197L80 202V208L81 210H91L90 212L93 213V217L95 219L94 222V226H96V230L97 231V235L95 237V239L93 240H88V236L86 238L80 236V233L78 234L75 230H72L71 225L69 222V220H67L65 217L62 216H58L56 215V213L54 212V207H53V202L51 201L52 199V195L51 193L53 192H57L58 194H61L63 191V189L65 188V186L67 184H69L70 180L72 179L71 176H69L66 178L65 175V171L64 172V165ZM233 164H236L233 162ZM246 164V163H245ZM244 164V165H245ZM262 164V163H261ZM148 165V164H147ZM185 165V164H184ZM192 165V164H191ZM194 165V164H193ZM198 165V164H197ZM213 165V162H212ZM230 165H232L230 163ZM167 166V165H166ZM205 166V165H204ZM66 167V168H67ZM71 167V168H72ZM203 167V165H202ZM208 167V166H207ZM205 167V168H207ZM210 167V166H209ZM213 167V166H212ZM219 167V166H217ZM230 167V166H229ZM237 167V166H236ZM239 167V166H238ZM167 168V167H166ZM183 168V167H182ZM198 168V167H197ZM204 168V169H205ZM231 168V167H230ZM69 169V167H68ZM202 169V168H201ZM219 169V168H218ZM216 169V171L218 170ZM225 168H223L224 170ZM226 169H229L228 167ZM70 170V169H69ZM168 172H167V171ZM207 170V169H205ZM204 170V171H205ZM209 170V168H208ZM207 170V171H208ZM222 170V169H220ZM166 171V173L169 175L167 176L166 173H164ZM215 171V172H216ZM93 172H97L99 175H95L96 179L98 178V176H100V180H98V183L96 182V184H99V189L96 188V186H94L97 190V192H95L94 194L92 193L91 196L89 195L90 190H93L90 188V186L88 185L87 181L85 182V179L88 178L89 176L92 175ZM196 172V171H195ZM200 172V171H199ZM203 172V171H202ZM212 172V171H209ZM219 172V170H218ZM225 171H223L222 173H224ZM68 173V172H67ZM76 173V172H75ZM74 173V174H75ZM205 173V172H204ZM207 173V172H206ZM183 174V173H182ZM203 174V173H202ZM208 174V173H207ZM230 174V173H229ZM232 174V172H231ZM239 174V173H238ZM181 175V174H180ZM206 175V174H205ZM235 175V174H234ZM159 176V178H160ZM187 176V174H186ZM185 176V177H186ZM224 176V175H223ZM227 176H231L232 175H227ZM71 177V178H70ZM156 177V176H155ZM183 178V184L185 186L186 183H184V179ZM197 177V176H195ZM210 177H215V176H210ZM225 177V176H224ZM238 177V176H237ZM61 178H66L67 181L65 182L64 179L62 180ZM93 178V177H92ZM120 178V179H118ZM157 178V177H156ZM179 178V177H178ZM182 178V177H181ZM192 178V177H191ZM199 178L202 179V176L200 175ZM220 178V177H219ZM226 178V177H225ZM65 179V180H66ZM78 179V178H77ZM150 179V180H149ZM169 179V178H168ZM168 179L166 181H168ZM217 179V177H216ZM222 179V178H221ZM233 179V178H232ZM91 180V179H89ZM95 180V179H94ZM164 180V179H163ZM163 180H161L163 182ZM164 180V181H165ZM181 181V179H179ZM193 180V179H192ZM200 180V179H199ZM199 180H197L199 182ZM227 180V179H226ZM82 181V182H81ZM178 181V183L180 182ZM204 181V180H203ZM206 181V180H205ZM211 181V180H210ZM215 181V180H214ZM217 181V180H216ZM224 181V179H223ZM77 182V181H76ZM211 183V182H209ZM163 184V183H162ZM165 184V183H164ZM182 184V186H183ZM188 184H190L188 182ZM195 184V183H194ZM197 184V183H196ZM203 184V183H202ZM223 186L222 183H220ZM174 185V184H173ZM209 185V184H208ZM207 185V186H208ZM213 185V184H212ZM218 185V184H217ZM221 185L218 188H221ZM225 185V184H224ZM250 185V184H249ZM163 186H167L166 184ZM175 186V185H174ZM178 186V185H176ZM196 186V185H195ZM194 186V187H195ZM211 186V185H210ZM109 187V188H108ZM217 187H215L214 189H216V191L219 193L220 189H217ZM94 188V189H95ZM108 188V189H105ZM203 188V187H202ZM206 188V187H205ZM203 188V189H205ZM71 189V188H70ZM113 189H117L116 191H114V193L121 192L123 195L126 194V197L121 200L118 199V202H122V204L120 203V205H118L119 207L122 205L123 206H127L126 208H122V210L126 209V214L127 215V211H128V206H130V204H133L132 202L137 201L135 203H137L138 208L140 209V211L138 212V216H135L134 210L133 211H129V216L130 219L132 221L133 224L136 223L137 226V230L136 231H125L124 233L126 234V239L129 238V236H131L133 238L136 237L139 240L142 239L141 236L143 234L142 237L144 239L141 240V244L140 246H137V244H133L130 245L129 243H125V242H121L122 240L120 239V237L117 235L118 230H117V226L118 224H116L117 221L122 220L120 216H118L119 214L116 213L115 211V206L109 205V202L107 201V196L110 194V192H113ZM164 189V188H163ZM167 189V187H166ZM196 189V187H195ZM207 189V188H206ZM208 189H212L208 187ZM156 190V189H155ZM158 190V189H157ZM161 190V189H160ZM159 190V191H160ZM165 190V189H164ZM170 190V188H169ZM174 190V189H173ZM222 190V189H221ZM110 191V192H109ZM215 190H213L214 192ZM229 191V189H228ZM146 192L151 194V195H147L148 197H146ZM161 192V191H160ZM225 194L227 191H224ZM75 192L73 191H69V193H67V196L70 198H74L75 197ZM120 193V194H121ZM216 193V192H215ZM212 193V194H215ZM63 194V193H62ZM78 194V193H77ZM76 194L77 197H79ZM117 194V193H116ZM119 194V193H118ZM196 194V193H195ZM194 194V195H195ZM54 195V193H53ZM121 195V196H123ZM155 195V194H154ZM166 195V193H165ZM211 195V194H210ZM221 195V194H219ZM161 196V195H160ZM172 196V195H170ZM216 196L218 198L221 199V197H219L216 193ZM225 196V195H224ZM233 196V195H232ZM110 198H113L111 196H109ZM108 197V198H109ZM163 197V196H161ZM165 197V196H164ZM226 197V196H225ZM224 197V199H225ZM115 198V197H114ZM158 198V197H157ZM156 198V199H157ZM172 198V197H171ZM189 198V197H188ZM215 198V197H214ZM223 198V197H222ZM229 198V197H228ZM51 199V200H50ZM159 199V198H158ZM162 199V198H161ZM169 199V198H168ZM174 199V198H173ZM177 199V198H176ZM194 198H192L193 200ZM198 199V198H197ZM203 199V198H202ZM199 199V200H202ZM217 199V200H220ZM227 199V198H226ZM77 200V199H76ZM115 199H110V202H115ZM121 200V201H119ZM134 200V201H133ZM160 200V199H159ZM170 200V199H169ZM206 200V199H205ZM210 201H208L207 203L210 202L211 206L210 208H214L212 209V211H214V213H219L222 215V218L224 217L223 215H225V210H215L216 207H214V203L211 202V199H209ZM234 200V199H233ZM73 201V200H72ZM156 201V200H155ZM180 201V200H179ZM195 201V200H193ZM232 201V200H231ZM158 202V200L156 201V203ZM162 202V201H161ZM200 202V201H199ZM203 202V201H202ZM205 202V201H204ZM218 204L222 207L223 204H221L222 200L217 201ZM224 202V201H223ZM222 202V203H223ZM227 202V201H226ZM230 202V201H229ZM77 203V202H76ZM107 204L106 206H108L107 208L103 206L104 204ZM155 203V202H154ZM160 203V202H159ZM177 203V202H176ZM185 203V202H184ZM197 203V202H196ZM194 203V204H196ZM205 203V204H207ZM225 203V202H224ZM175 204V203H174ZM172 204V205H174ZM203 204V203H202ZM114 205V204H113ZM136 205V204H135ZM163 205V204H161ZM171 205V204H170ZM198 205V204H197ZM216 206H218L215 203ZM256 205V204H255ZM260 205V204H259ZM72 206V205H71ZM166 206V205H165ZM247 206V205H246ZM132 207V206H131ZM176 207V206H175ZM203 207V206H202ZM208 207V206H207ZM219 207V206H218ZM83 208V209H82ZM117 208V207H116ZM130 208V207H129ZM209 208V207H208ZM209 208V209H210ZM112 209H114L113 211L115 212V215L118 214L116 216V218H118V220L113 221L108 224L109 222H107V227L104 226V222H106L107 218H109V216L112 214ZM172 209V207H171ZM173 209H175L173 207ZM172 209V210H173ZM206 209V207H205ZM249 209V206H248ZM254 209V208H253ZM67 210V209H66ZM155 210V209H154ZM166 210V209H164ZM207 210V209H206ZM229 210V209H228ZM99 211H102L100 213H98ZM105 211V212H104ZM119 212H122L121 210H118ZM168 212V210H166ZM191 211V210H190ZM195 211V209H194ZM227 211V210H226ZM232 211V210H231ZM229 211V212H231ZM234 212V210H233ZM105 214L104 216L102 215ZM173 213V212H172ZM179 213V212H178ZM213 213V212H212ZM224 213V214H223ZM123 214V215H124ZM170 214V213H169ZM174 214V213H173ZM218 214V215H219ZM255 214V213H254ZM258 214V213H256ZM75 215V214H74ZM115 215H112V218L114 219ZM121 215V213H120ZM182 215V214H181ZM217 215V216H218ZM234 215V214H233ZM92 216V215H91ZM114 216V217H113ZM128 216V217H129ZM168 216V215H167ZM256 216V215H254ZM260 215L258 214V217ZM125 217V216H123ZM162 217V216H161ZM172 217V216H171ZM186 217V216H184ZM206 217V216H205ZM216 215H212V218H215ZM261 217V216H260ZM70 218V217H69ZM166 218V217H165ZM164 221L168 222L167 220ZM170 218V217H169ZM175 218V216H174ZM181 218V217H180ZM179 218V219H180ZM204 218V217H202ZM256 218V217H254ZM264 218V217H263ZM83 219V218H82ZM93 219V220H94ZM136 221H135V220ZM161 219V218H160ZM188 219V218H187ZM196 219V218H195ZM205 219V218H204ZM207 219V217H206ZM211 219V218H210ZM217 219V218H216ZM219 219V218H218ZM110 220V219H109ZM115 220V219H114ZM214 219H212L211 221L209 220V226L214 225L211 224L210 222H212ZM224 220V219H223ZM220 221L219 222L222 223V229L227 228V224L230 223V221L232 220H228L227 224L225 223V225L223 224L224 222ZM234 220V219H233ZM238 221V219H236ZM247 220V219H246ZM84 221V220H83ZM125 221V218H124ZM127 221V220H126ZM125 221V222H126ZM130 220L128 219V222ZM199 221V220H198ZM196 221V222H198ZM215 221V220H214ZM213 221V222H214ZM217 221V220H216ZM248 221V220H247ZM90 222V221H89ZM128 222H126L128 224ZM166 222H164V224H167ZM183 222V221H182ZM259 222V221H256ZM119 223L121 224V222L119 221ZM218 223V221L216 222ZM236 223V222H235ZM240 225L242 224V222H240ZM246 223V222H245ZM244 223V224H245ZM254 223V222H253ZM93 224V223H92ZM127 224L125 226H127ZM220 224V223H219ZM233 224V223H232ZM262 224V223H261ZM99 225V226H98ZM122 225V224H121ZM132 225V224H131ZM197 225V224H195ZM101 226V227H100ZM105 228H104V227ZM133 226V225H132ZM135 226V225H134ZM192 226V225H191ZM199 226V225H198ZM215 226V225H214ZM213 226V227H214ZM217 226V225H216ZM215 226V227H216ZM221 226V225H220ZM225 226V227H224ZM229 226V224H228ZM246 225L242 224V227H244ZM254 226V224H253ZM71 227V228H70ZM131 227V226H129ZM208 227V224H207ZM212 227V226H211ZM219 227V226H218ZM233 227V225H232ZM247 227V226H246ZM98 228V230H97ZM124 228V227H123ZM167 228V227H166ZM190 228V227H189ZM220 230L221 227L219 228ZM218 229V230H219ZM125 230V228H124ZM167 230H169L167 228ZM166 230V232H167ZM188 230V229H187ZM194 230V229H193ZM207 230V229H204ZM210 230V229H209ZM214 230V229H213ZM219 230V233L222 232ZM223 230V231H224ZM247 230V229H246ZM243 231V230H242ZM121 231H119V234ZM218 232V231H217ZM234 232V231H233ZM246 232V231H245ZM244 232V233H245ZM250 232V230H249ZM248 232V233H249ZM259 232V231H258ZM257 232V233H258ZM122 233H123V229H122ZM123 233V235H125ZM198 233H201L200 230ZM213 232H210V234ZM238 233V231L236 232ZM241 233V232H240ZM88 234V233H87ZM91 234V233H90ZM166 236V233H164ZM206 234V233H203ZM208 234V233H207ZM206 234V235H207ZM208 234V235H210ZM215 234V233H214ZM218 234V233H217ZM128 235V237H127ZM168 235V234H167ZM193 235V234H192ZM207 235V236H208ZM219 235V234H218ZM221 235V234H220ZM205 236V235H203ZM251 236V235H250ZM90 237V236H89ZM131 237L129 239H131ZM184 237V236H183ZM197 237V236H196ZM213 237V236H210ZM215 237V236H214ZM217 237V236H216ZM245 237V236H244ZM186 238V237H185ZM191 238V237H190ZM206 238V237H203ZM209 238V237H208ZM220 238V237H218ZM246 238V237H245ZM201 239V238H200ZM212 239V238H211ZM214 239V238H213ZM224 239V237H223ZM144 240V241H143ZM174 241V239H172ZM171 240V241H172ZM210 240V239H209ZM219 242V239H217ZM239 240V238H238ZM237 240L238 243H240ZM256 240V239H255ZM172 241V242H173ZM212 241V240H211ZM193 243H195L194 241H192ZM224 242H226V240L224 239ZM223 242V243H224ZM235 242V241H234ZM133 243V242H132ZM145 243V244H143ZM174 243V242H173ZM206 243V242H205ZM211 243V242H210ZM213 243V242H212ZM222 243V241H221ZM155 244V245H154ZM157 244V245H156ZM165 244V243H164ZM207 244V243H206ZM226 244V243H225ZM253 244V243H252ZM144 245V246H143ZM188 245V244H187ZM208 245V244H207ZM137 246V247H135ZM246 246V245H245ZM254 246V245H252ZM179 247V246H178ZM218 247V246H217ZM223 247V246H222ZM255 247V246H254ZM224 248V247H223ZM237 248V247H235ZM248 248V247H247ZM246 248V249H247ZM203 249V248H202ZM222 249V248H221ZM241 249V248H240ZM174 250V249H173ZM183 250V249H182ZM181 250V251H182ZM225 250V249H224ZM252 250V249H251ZM255 250V249H254ZM185 251V250H184ZM183 252V251H182ZM169 253V252H168ZM173 254V253H172ZM170 255V254H169ZM209 255V254H208ZM240 255V254H239ZM189 256V255H188ZM191 256V255H190ZM163 257V256H162ZM179 257V256H178ZM258 257V256H257ZM166 258V257H163ZM168 258V257H167ZM183 259V257L181 256L179 259ZM202 258V257H201ZM212 258V257H211ZM119 259V257H118ZM127 259V258H126ZM181 259V260H182ZM252 259V258H251ZM128 260V259H127ZM131 260V259H130ZM188 260V259H186ZM203 260V258L201 259ZM245 260V259H244ZM119 261V260H118ZM185 261V259H184ZM219 261V260H218ZM246 261V260H245ZM257 261V260H255ZM122 262V261H119ZM118 262V263H119ZM183 264V260L181 261ZM188 262V261H187ZM185 261V263H187ZM260 262V261H259ZM180 263V262H179ZM178 263V264H179ZM238 263V262H237ZM258 263V262H257ZM121 264V263H119ZM124 264V263H123ZM260 264V263H259Z\"/></svg>",
	"mask_w": 264,
	"mask_h": 264
},
{
	"label": "water",
	"instance_id": "obj_3",
	"mask_svg": "<svg viewBox=\"0 0 264 264\" xmlns=\"http://www.w3.org/2000/svg\"><path fill=\"white\" fill-rule=\"evenodd\" d=\"M155 1L188 4L195 0H102L101 37L80 84L86 111L96 115L107 112L129 87L132 70L128 57L134 39L146 28L156 33L167 13L153 5ZM160 72L156 73L161 79L155 89L148 83L146 95L138 102L139 110L142 101L150 103V118L160 108L164 84ZM153 121L152 117L147 126ZM43 217L44 210L30 189L0 169V264H98L45 225Z\"/></svg>",
	"mask_w": 264,
	"mask_h": 264
}]
</instances>
